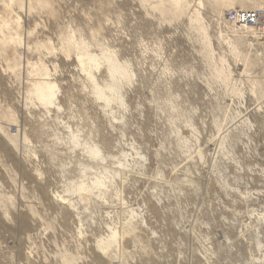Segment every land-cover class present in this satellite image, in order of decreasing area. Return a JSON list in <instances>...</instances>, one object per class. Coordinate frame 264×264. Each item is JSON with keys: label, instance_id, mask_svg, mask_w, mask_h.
Wrapping results in <instances>:
<instances>
[{"label": "rangeland", "instance_id": "1", "mask_svg": "<svg viewBox=\"0 0 264 264\" xmlns=\"http://www.w3.org/2000/svg\"><path fill=\"white\" fill-rule=\"evenodd\" d=\"M261 7L0 0V264H264Z\"/></svg>", "mask_w": 264, "mask_h": 264}, {"label": "built area", "instance_id": "2", "mask_svg": "<svg viewBox=\"0 0 264 264\" xmlns=\"http://www.w3.org/2000/svg\"><path fill=\"white\" fill-rule=\"evenodd\" d=\"M227 21L239 27H253L264 34V8L237 9L228 11Z\"/></svg>", "mask_w": 264, "mask_h": 264}, {"label": "bare ground", "instance_id": "3", "mask_svg": "<svg viewBox=\"0 0 264 264\" xmlns=\"http://www.w3.org/2000/svg\"><path fill=\"white\" fill-rule=\"evenodd\" d=\"M262 8V7H261ZM239 27V26H238ZM240 29H244V30H249V31H247V32H251V33H254V34H257V30L255 29V28H253V27H246V28H244V27H239ZM251 29H254V30H251ZM243 31V30H242Z\"/></svg>", "mask_w": 264, "mask_h": 264}]
</instances>
